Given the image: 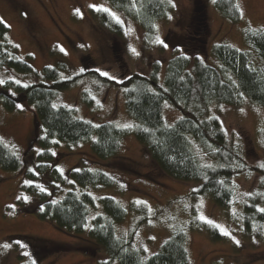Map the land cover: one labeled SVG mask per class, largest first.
Wrapping results in <instances>:
<instances>
[{
    "label": "rangeland",
    "instance_id": "1",
    "mask_svg": "<svg viewBox=\"0 0 264 264\" xmlns=\"http://www.w3.org/2000/svg\"><path fill=\"white\" fill-rule=\"evenodd\" d=\"M167 2L170 6L167 14L155 22V40L146 45L138 22L122 15L106 0H0V19L7 26L8 41L15 45L18 56L38 73L37 80L52 83L42 77L43 66H56L60 79L86 72L68 88L57 91L55 105L70 107L76 117L95 124L110 120L117 126H126L132 119L126 112L124 86L120 84L131 71L146 74L150 63L158 61L160 81L165 61L176 52L195 54L217 66L218 61L212 54L215 44L227 43L251 50L243 38L244 28H264V0H236L241 12L237 21L222 16L214 0ZM91 5L101 10L108 8L112 16L114 13L124 21L122 37L114 36L101 24L97 10ZM253 63L257 64L255 59ZM91 70L110 82L87 74ZM6 78L23 83L33 80L28 74L0 69V81ZM83 90L92 98L91 103L82 98ZM6 91L16 99L17 107L8 111L0 103V140L19 157L29 149L35 154L40 147L35 140L37 124L33 120V108L18 93ZM180 114L177 107L164 103L166 123H172ZM207 114L219 118L228 138L236 143L249 165L264 168V108L261 105L246 97L236 104L212 102ZM51 149L59 155L55 161L59 170L72 166L99 168L108 172L115 184L84 187L94 197L93 203L87 204V222L81 232H68L33 212L22 211L18 201L24 196L19 189L22 174L0 167V264L32 261L35 250L20 246L24 245L18 239L22 235L45 241L52 247L46 255L34 260V264L107 263L106 252L88 234L91 218L103 212L100 196H111L123 205L126 213L115 222V233L125 234L133 228L132 246L143 256L158 249L169 236L171 224H181L187 227L188 264H264V224L255 222L245 227L242 218V200L257 188V172L234 176L229 205L221 206L208 194L179 200L178 197L197 184L166 176L133 133L125 134L116 153L106 159L92 152L88 140L75 144L59 140ZM200 155L203 161L209 162ZM75 187L83 190L76 183ZM138 204L146 205L157 215L140 217L135 209ZM163 212L166 214L162 218ZM193 217L211 220L212 225L219 226L222 237L212 238L205 229L190 227L188 222ZM107 264L118 262L112 260Z\"/></svg>",
    "mask_w": 264,
    "mask_h": 264
},
{
    "label": "trees",
    "instance_id": "2",
    "mask_svg": "<svg viewBox=\"0 0 264 264\" xmlns=\"http://www.w3.org/2000/svg\"><path fill=\"white\" fill-rule=\"evenodd\" d=\"M106 1L122 15L138 22L143 30L145 45L154 42L155 22L164 17L170 8L167 0ZM214 4L222 16L233 21L240 18L236 0H215ZM96 14L109 32L122 37L123 20V23H118L109 12L102 10ZM243 38L251 50L227 43L212 47L217 66L195 54L189 56L176 52L165 61L160 81L158 72L161 65L158 61L150 63L146 74L131 71L120 85L124 86L125 109L132 123L117 126L110 120L92 123L76 117L70 107L55 105L57 91L68 88L86 72L60 79L56 66H43L42 77L52 83L37 80L38 73L18 56L15 45L8 41L7 26L0 19V69H13L33 78L31 82L19 84L16 83L18 80L6 78L0 88V103L5 110L12 111L17 107L16 99L6 91L10 89L32 106L33 120L37 124L35 140L40 149L35 154L29 149L19 157L0 140V167L22 174L19 189L24 196L18 200L21 210L33 212L65 231L81 232L87 222V204H92L94 200L84 187L114 185L115 179L99 168L72 166L65 171L59 170L55 165L59 155L51 149L52 145L59 140L74 144L88 140L92 152L106 159L116 153L125 134L133 133L166 176L197 184L178 197L179 200L208 194L215 204L227 206L233 195L232 178L242 173L257 172V188L242 200V218L245 227L255 222L264 224V211H261L264 209V168L249 165L236 143L228 138L219 118L207 114L212 102L236 104L244 97L264 108V28L246 27ZM254 59L257 64L253 63ZM87 74L110 82L96 70ZM86 92L82 91V98L91 103L92 98ZM165 102L181 112L170 124L163 116ZM201 153L209 162L202 160ZM75 183L83 190L78 191ZM99 201L103 212L91 218L88 234L106 252L107 263L116 260L118 264H188L186 226L171 224L169 236L158 249L143 256L139 249L132 246L133 228L125 234L115 233V222L126 213L123 205L111 196H100ZM135 209L142 218L147 214L157 215L144 204H138ZM192 212H195L193 208ZM165 214L162 213V218ZM188 223L190 227L205 229L212 238L222 237L218 228L205 220L193 217ZM18 239H22L24 244L20 246L35 250L32 261L27 264H34V260L52 249L47 242L26 235ZM29 242L31 246H28Z\"/></svg>",
    "mask_w": 264,
    "mask_h": 264
},
{
    "label": "snow or ice",
    "instance_id": "3",
    "mask_svg": "<svg viewBox=\"0 0 264 264\" xmlns=\"http://www.w3.org/2000/svg\"><path fill=\"white\" fill-rule=\"evenodd\" d=\"M214 2H215V0H214ZM91 7L94 8L95 10H97V11H100L101 10V8L99 6H97V5H91ZM102 10L105 11V12L110 11V9H108V8H103ZM76 11H77V13H79L80 10L79 9H76ZM113 16L117 20L118 23H123V21H121L119 19V17H115V14L114 13H113ZM61 51H63V49H61ZM81 71H83V69H81ZM102 75H107V73H102ZM0 83H3V81H0ZM16 83L19 84V81H16ZM25 86H27V85H25ZM53 107H55V105H53ZM194 191H198V189H194ZM53 203H55V201H53ZM261 211H264V209H261ZM200 219L202 221L205 220L204 217H200ZM206 222L209 223V224L212 223L211 220H207ZM217 227H219V226L217 225ZM5 247H8V245H5Z\"/></svg>",
    "mask_w": 264,
    "mask_h": 264
}]
</instances>
